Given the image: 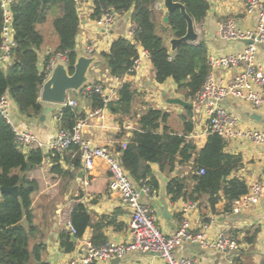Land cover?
<instances>
[{
	"label": "trees",
	"instance_id": "16d2710c",
	"mask_svg": "<svg viewBox=\"0 0 264 264\" xmlns=\"http://www.w3.org/2000/svg\"><path fill=\"white\" fill-rule=\"evenodd\" d=\"M96 19L107 9L120 13L132 11V20L138 25L133 39L120 36L115 39L108 53H103L106 66L112 76L123 78L139 56L138 46L149 52L157 82L164 83L172 78L178 89L184 90L187 100L192 102L202 89L210 71L209 54L202 40L182 43L171 53L162 35L170 31L173 37H182L187 31V22L179 9L170 15V22H159V12L155 9L158 0H92ZM182 2L197 24L203 23L210 9L209 0H177ZM16 47L13 50L11 65L5 70L0 66V98L7 94L18 105L20 111L30 117H40L43 106L39 103L43 83L47 79V67L57 53L65 54L71 72L77 60V34L80 28L76 0H19L13 6ZM59 12L53 26L60 35V43L54 53L45 58V67H38L39 50L44 42L37 24L47 20L48 13ZM163 15V14H162ZM161 21V20H160ZM3 15L0 7V45L2 42ZM136 91L130 82H123L118 89V99L107 105L102 97L94 93L91 104L94 110L105 106L118 116L121 125L124 119L133 116V104ZM187 115L183 117L184 130L179 134L166 124L169 113L163 109L148 108L137 118L138 126L127 139V147L118 145L121 161L127 172L136 182L150 176L153 190L158 183L153 177L152 165L157 164L162 171L173 172L178 164L193 161L190 175L191 184L186 178L174 177L167 186L173 200L183 197L193 202L207 197L213 211L224 197L226 210H231L233 202L248 191L246 181L233 174L243 166L239 154L227 151V141L218 134H209L205 146L197 150L196 144L188 139L194 129L193 109L185 107ZM60 128H73L80 114L78 107L66 106L59 114ZM133 118V117H132ZM163 128L162 132L159 130ZM121 132L119 139L125 136ZM68 155L59 151L45 153L39 147L24 152L17 141L13 126L0 115V186H19V195L0 194V264H50L43 259L46 246L42 240L31 247L36 232L33 219V194L39 191L36 179H30L29 173L44 163L47 157L53 162L51 171L58 175L74 176L82 165L80 147L72 145ZM70 164L64 170L61 159ZM204 169V173L200 170ZM19 170V171H15ZM191 185V186H190ZM70 219L80 238L86 228L93 224L92 215L83 203H75ZM25 221V224L23 223ZM70 231L61 235L62 245L67 252L75 248ZM107 239L95 229L92 242L101 244Z\"/></svg>",
	"mask_w": 264,
	"mask_h": 264
},
{
	"label": "crops",
	"instance_id": "0c3cea01",
	"mask_svg": "<svg viewBox=\"0 0 264 264\" xmlns=\"http://www.w3.org/2000/svg\"><path fill=\"white\" fill-rule=\"evenodd\" d=\"M209 2L210 9L205 20L201 24L196 23L199 33L198 41H204L208 47V54L213 56L244 51L247 46L244 40L222 39L219 36V27L228 17H235L239 26L252 28L257 24L255 15H248L245 12L244 0H209ZM76 3L80 17L76 43L77 55H87L86 47L90 45L95 47V55L98 57V60L90 68L89 83L101 82L107 89H115L116 87L119 89L123 82H130L137 92L133 104V118L124 119V124L129 122L132 125L129 130L123 127L124 124L121 125L118 116L108 108L103 109L99 115L89 117L94 111L91 98L68 94L77 101L80 114L87 117L84 137L93 144L103 146L118 156L120 153L117 149L119 143L128 139L132 131L138 126L137 118L150 107L167 111L169 118L166 124L171 130L183 134V117L187 115V112L182 114L178 107H172V105L177 104L168 102L169 98L177 97L193 104L191 108L194 114V129L188 135V139L196 144L197 150L202 149L209 136L205 132L206 117L204 111L195 105V100L192 102L187 100L184 94L182 96L179 94L180 90L172 78L167 79L164 83L157 82L152 61L149 55H144L145 49L142 46H138L139 54L142 56V66L135 74H126L119 79L109 73L102 54L110 51L115 39L120 36L127 37L128 29L133 21L132 11L121 13L113 28L109 32H104L96 26L95 19L92 18L93 1L76 0ZM156 8H159L158 1L155 4ZM58 14L59 12L51 11L44 23L37 24V29L44 38L39 50L38 67L41 71L45 67V58L54 53L58 47V43L45 38L43 29L45 26L47 29L50 24H53L54 18ZM163 18L161 22L167 25ZM162 35L172 53L169 41L173 36L170 31H165ZM257 56L264 69V44L259 45ZM4 69L7 70L8 67ZM237 71L238 68L222 67L216 68L213 72L216 80L227 82L234 78ZM51 72L50 70L49 76ZM116 99H118V90L113 95L112 101ZM39 103L42 106L51 105L56 108L53 112L48 113L44 122L40 121V117L30 118L24 115L12 98L11 115L20 131H29L36 134L43 143H49L55 139L60 128L59 122L56 120V115L59 112L57 108L60 105L48 104L41 97H39ZM222 105L229 112L239 117L242 128H264V110L254 108L250 102L230 97L224 100ZM175 113L181 116L180 122L172 121ZM102 115L103 117H101ZM124 130L126 131L125 136L120 140L119 136ZM162 130L163 128L159 131L162 132ZM43 150L47 154L51 152L47 148ZM227 151L239 154L243 158V166L233 176L244 179L247 185L256 180H264L263 145L248 139H235L227 141ZM61 153L68 155L70 151L66 150ZM60 163L64 170L69 169L70 164L65 162L64 158L61 159ZM193 163L190 161L184 165L178 164L173 172L162 171L157 164H153V177L158 183V188L152 197L143 196L142 200L155 209L158 216L157 224L166 235L174 233L180 221L188 219L196 232L200 231L204 224L209 225L206 232L207 239H215L222 231L230 232L235 237L239 248L233 252L219 251L212 247H204L200 243L197 245V243L185 242L178 249L177 255L191 257L196 261V264H264V202L236 214L232 212V208L229 211L226 210L224 197L216 204V210L213 211L205 196L201 201L195 202L196 206L191 208L187 214H184L182 211L185 205L193 201L185 200L183 197L173 200V195L167 190L169 181L178 176L186 178L187 183L191 184L190 175ZM52 166L53 162L50 157H47L42 165L37 166L29 173L30 179H36L40 185L39 191L33 194L32 209L36 232L31 241V246L33 247L40 240L44 242L46 249L43 252V259L45 261L50 264H68L72 259L80 257L85 242L92 240L95 229L98 233H102L107 240L119 242L130 240L131 211L123 203L120 192L112 191L109 188L111 173L106 160L97 159L92 170L84 169L82 164L80 170L73 177L53 173L51 171ZM136 184L140 187L139 183L136 182ZM75 203H83L86 206L92 215L93 224L86 228L80 238L75 237L74 239L72 237L75 248L67 252L62 245L61 235L70 229L65 225L62 214L66 211L70 212L68 205L74 206ZM120 259L121 262L118 264H166V261L158 254L136 251H131ZM113 260L106 261L104 264H114ZM31 264H38V262L33 260Z\"/></svg>",
	"mask_w": 264,
	"mask_h": 264
},
{
	"label": "built area",
	"instance_id": "2783aa9c",
	"mask_svg": "<svg viewBox=\"0 0 264 264\" xmlns=\"http://www.w3.org/2000/svg\"><path fill=\"white\" fill-rule=\"evenodd\" d=\"M17 1L19 0H0L3 15L0 66L3 68L11 65L13 50L16 47L13 6ZM244 6L248 15H255L256 26L243 28L239 26L235 17H228L219 27V36L225 40L251 39L254 42L247 45L246 49L239 53L208 56L210 71L195 99V105L204 111L206 117L205 132L208 135L218 134L226 141L248 139L264 146V128H242L239 117L229 112L222 105L224 100L234 97L250 102L254 108L264 110V69L257 56L259 45L264 44V0H244ZM120 14V12L115 10L107 9L100 17L95 19V24L100 30L109 32ZM137 30L138 25L132 21L127 32V38L133 39ZM144 52V55H149L147 50H144ZM86 53L88 56H95V47L87 46ZM58 60L67 63L66 55L57 53L46 69L47 78L50 70ZM141 66L142 56L139 54L127 74H135ZM222 67L238 68V71L231 80L227 82L218 81L215 79L213 71ZM115 89H107L103 83L95 82L84 87L79 93L89 98L92 94L97 93L107 105L112 101L113 95L117 93V87ZM66 106L77 107V101L68 96L66 103L61 104V108L59 107V112L56 115L57 121L60 120L59 114ZM106 108L105 106L94 110L89 117L101 114L102 110ZM0 115L13 126L19 146L24 152H28L34 147L63 152L72 145H78L84 169L92 170L96 160L99 158L106 160L111 173L109 188L112 191L120 192L123 203L131 211V238L129 241L107 240L104 243L95 244L92 240H88L84 244L82 255L72 259L68 264H104L106 261L122 258L131 251L158 254L166 261V264H196V261L191 257L177 255L178 249L185 242L200 243L204 247H212L219 251L233 252L238 250L239 246L230 232L222 231L215 239H207L206 232L209 229V225L204 224L202 229L196 232L188 219L180 221L174 233L170 235L164 234L157 224L158 216L155 209L142 200L143 196L152 197L155 193L150 182L151 177L147 176L137 182L140 185L138 187L136 181L127 172L121 159L116 154L86 139L84 130L87 126V117L79 118L73 128H59L55 139L49 143H43L36 134L29 131L22 132L17 128L11 115V98L7 94L0 98ZM123 127L129 130L132 125L128 122ZM126 147L127 140L122 144V148ZM204 172V169L200 170V173ZM261 202H264V180H256L248 185L246 193L233 202L232 212L239 214ZM195 206V202H189L185 205L182 212L187 214ZM68 208L70 212L66 211L62 216L65 225L75 235L77 230L70 219L73 206L68 205Z\"/></svg>",
	"mask_w": 264,
	"mask_h": 264
},
{
	"label": "water",
	"instance_id": "95a60500",
	"mask_svg": "<svg viewBox=\"0 0 264 264\" xmlns=\"http://www.w3.org/2000/svg\"><path fill=\"white\" fill-rule=\"evenodd\" d=\"M164 6V22L169 24L170 15L176 9H179L182 16L187 22L186 34L182 37H173L169 41L171 50L174 53L182 43H195L199 39V33L197 32L196 23L193 18L189 15L186 6L177 0H163ZM246 45L253 43L251 39H245ZM98 60V57L81 55L77 56V60L74 65L73 72L70 71L66 62L58 60L53 68L51 69V75L43 83L40 97L48 104L61 105L66 103L68 94L71 91L80 92L89 83V71L93 64ZM168 102L171 104H178L182 107H193V104L182 99V98H169ZM56 108L51 105H44L42 113L40 115V121L44 122L49 112H53ZM59 109V107L57 108ZM121 159V154L118 155ZM11 193L14 195H19V186L6 187L0 186V194ZM165 215V212L163 213ZM75 239V235L71 234ZM197 245H199L197 243ZM114 264L121 262L120 258L113 260Z\"/></svg>",
	"mask_w": 264,
	"mask_h": 264
},
{
	"label": "rangeland",
	"instance_id": "374dc122",
	"mask_svg": "<svg viewBox=\"0 0 264 264\" xmlns=\"http://www.w3.org/2000/svg\"><path fill=\"white\" fill-rule=\"evenodd\" d=\"M163 0H158V6H159V8H156V11H158L159 12V17H160V20L162 21V18H163V16H164V6H163ZM158 9H161V10H158ZM163 14V15H162ZM159 20V22H161ZM46 27V26H45ZM45 27H44V29H43V31H44V36H45V38H47V39H49V40H52L53 42H56V43H58V45H59V43H60V35H59V33L56 31V29L54 28V26H53V24H50V26H48L47 27V29H45ZM45 41H46V39H45ZM179 94L182 96V94H184V97H185V92H184V90H181L180 89V92H179ZM69 95L71 96V95H76V96H79L80 94L79 93H72V92H70L69 93ZM186 98V97H185ZM172 107H178L179 109H180V111L182 112V114L183 113H185V108L184 107H182V106H180V105H172ZM181 116L178 114V113H175L174 115H173V117H172V121L173 122H180L181 121ZM15 171H19V170H15ZM0 199H1V196H0ZM23 223L25 224V221H23ZM32 247V246H31Z\"/></svg>",
	"mask_w": 264,
	"mask_h": 264
}]
</instances>
